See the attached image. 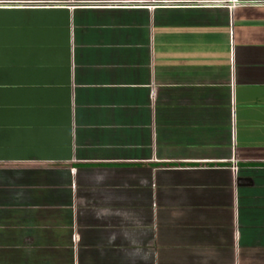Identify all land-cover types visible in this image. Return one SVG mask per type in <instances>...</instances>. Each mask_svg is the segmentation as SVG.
<instances>
[{"label":"crops","instance_id":"1","mask_svg":"<svg viewBox=\"0 0 264 264\" xmlns=\"http://www.w3.org/2000/svg\"><path fill=\"white\" fill-rule=\"evenodd\" d=\"M232 1L0 0V264H264V0Z\"/></svg>","mask_w":264,"mask_h":264},{"label":"built area","instance_id":"2","mask_svg":"<svg viewBox=\"0 0 264 264\" xmlns=\"http://www.w3.org/2000/svg\"><path fill=\"white\" fill-rule=\"evenodd\" d=\"M234 3H235V2H234V0H233V1H232V7L235 6ZM231 162H232L231 170H232V172H235V170H236V163H237V160H236L235 156L233 157V159L231 160Z\"/></svg>","mask_w":264,"mask_h":264}]
</instances>
